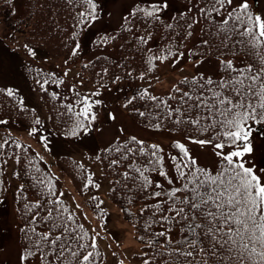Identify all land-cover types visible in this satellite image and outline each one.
Here are the masks:
<instances>
[{"label":"snow or ice","instance_id":"snow-or-ice-1","mask_svg":"<svg viewBox=\"0 0 264 264\" xmlns=\"http://www.w3.org/2000/svg\"><path fill=\"white\" fill-rule=\"evenodd\" d=\"M65 3L73 20L66 67L62 75L41 69L34 77L53 102L55 116L42 119L18 89L0 88L18 113L27 115V136L45 152H51L54 134L80 140L103 132L97 109L105 106L103 90L111 91L107 66L94 73L87 91L81 90L85 80L79 71L66 84L69 61L75 63L83 52L79 37L100 13L97 0ZM169 7L168 0H133L122 17L120 32L130 34L121 37L123 60L139 55V70L97 57L125 73H113L112 84L131 79L146 85L121 106L139 118L142 131L169 134L167 150L151 136L119 129L123 139L117 135L87 154L90 163L83 158L72 162L78 194L85 197L81 203L59 187L51 165L47 170L40 166L47 163L44 156L14 136L10 120L0 118L5 133L0 136V177L11 161V175L29 178L35 190L33 199L24 195V184L16 190L17 203L22 202L17 212L24 220L19 264H108L101 241H109L105 248L111 249L113 264H125L126 254L115 250L123 246L107 228L111 213L98 194L105 181L110 198L121 194L120 212L130 217L133 237L141 244L134 254L138 264H264V166L252 158L255 137L264 138V17L253 14L248 0H185V10L165 20ZM117 35L105 34L92 43L103 48ZM22 48L28 57H37L29 44ZM81 64L84 70L95 67L92 60ZM162 68L179 75L166 93H157L152 81L160 82ZM50 86L67 92H50ZM106 118L114 122L118 116L108 111ZM45 120L52 122L51 129ZM197 152L211 155L213 164H201ZM5 191L0 179V193Z\"/></svg>","mask_w":264,"mask_h":264},{"label":"rangeland","instance_id":"rangeland-1","mask_svg":"<svg viewBox=\"0 0 264 264\" xmlns=\"http://www.w3.org/2000/svg\"><path fill=\"white\" fill-rule=\"evenodd\" d=\"M103 5L104 10L107 9V13L102 15L100 19L92 26V32L97 30L106 29L109 27L118 26L122 21V15L125 10L133 5V0H100ZM239 2V0H237ZM249 3L253 4L259 15L264 17V0H248ZM171 5L175 8H185L183 3L179 6L175 4L172 0ZM173 10V8H172ZM25 44L24 33L18 32L15 35H10L8 27L0 16V84L6 87H12L18 89V95L22 96L26 104L34 106L42 119L46 118L48 110L44 103L42 102L39 93L32 87L30 78L27 76L23 69L24 63H32L36 65H41L46 68L58 71L62 74V69L66 67L64 65V57H54L48 54L45 50L35 49L37 51V57L35 59L28 57L22 45ZM190 46V45H189ZM93 47V46H92ZM94 54L99 53H110L117 54V49L114 45H107L106 47H94L92 48ZM86 59H81L77 63L69 62L72 68V73L69 77H66L67 82H72L73 75L79 71V64L81 61H86ZM183 67V64H181ZM190 71V67L186 69ZM179 73L169 72L168 69L162 68L160 73V82L153 79V85L157 93H166L170 82L175 80ZM85 86L82 88L84 91L92 88V83L88 81L85 77ZM146 86L143 82H126L120 81L116 84H111L109 87L111 91L103 90V100L104 105L97 109L99 113V120L97 126L103 129L101 133H92L89 136H84L80 140L65 139L64 137L54 134L50 137L51 152L43 151L42 147L36 142V140L27 136L25 131V125L21 123L10 120V127L12 132L17 137L30 143L41 155L44 156L45 160L51 165V169L60 177L62 184V190L67 194L75 196L77 201L83 203L85 197L80 196L79 191L73 186V183L68 176V174L62 169L59 162L60 155L67 153L73 155L80 160L85 159V163H90L87 161L86 156L90 154L94 149L99 146L108 144L117 135H123L119 132V129H127L129 133L136 132L138 135L151 136L152 141H159L163 145L167 146L169 140L166 138L169 134H158L151 132H144L141 130V125L137 123L127 112L126 109L122 108L123 98L132 93V89L135 87ZM121 89H123L121 91ZM113 111L117 114V121H109L106 118L107 112ZM46 127H48V121L45 120ZM3 132L0 129V133ZM254 144V155L253 159L258 165L264 166V138L257 135L253 141ZM198 156L201 164H213V157L207 153L197 152L194 153ZM8 170V189L6 193V198L3 203L0 204V264H19L18 254L20 251L19 243V220L15 213V199L16 190L19 185V180L17 177L11 175L13 168L12 162L9 161L7 166ZM97 175H102L97 173ZM107 192V182L98 194H101L102 199L105 200V207L109 210L111 215L108 218L107 228L116 236V241L122 244V248L115 249V242L113 241V248L118 252H123L126 254L127 259L125 262L127 264H138V261L134 258V254L137 253L141 244L137 242L133 233L135 232L132 228L131 223L123 216L120 212V207L115 205L106 194ZM89 216H92V212L89 209ZM97 223L96 220L92 221L93 226ZM104 233L101 232V235ZM109 241H101V246L104 251L109 253L108 264H113L115 258L111 257V249L105 248V244ZM123 258V257H122Z\"/></svg>","mask_w":264,"mask_h":264},{"label":"trees","instance_id":"trees-1","mask_svg":"<svg viewBox=\"0 0 264 264\" xmlns=\"http://www.w3.org/2000/svg\"><path fill=\"white\" fill-rule=\"evenodd\" d=\"M181 1L185 3V0H181ZM250 9L252 10L253 14H255V12L251 7ZM98 11L100 13V5ZM71 12H72L71 6L67 5L65 3V0H18V2L17 0H13L12 3H9L8 0H0V14L12 32H18V31L24 32L25 41L27 44H29V46L40 47L41 49L45 50L52 56L65 57L66 59L68 56V48L65 47V44H68L69 46H72L73 44V42L68 39L69 33L72 31L69 25L73 23ZM177 12L178 10L170 12V10L167 9L163 13V18L167 20L170 15L176 14ZM137 27H140V25H137ZM86 31L81 33L79 37L82 48H83V40ZM117 33H118L117 39L109 44L117 45L119 47V45L123 43L121 37L130 38L129 33L120 32V26L118 28H109L106 31L97 34L94 40H97L99 36L105 34H117ZM159 35L160 32L156 31L155 36H159ZM130 47L131 45H125V49H130ZM118 49L119 50L117 51L116 56L109 54H99L91 57L89 60L93 61L95 67L90 66L89 69L84 70L81 65V73L85 75L87 79L92 81L94 73L96 71H99L101 69V66H107L109 67V74L108 77H105V80L108 82V84L111 83V77L113 73L120 74L122 76L125 74L123 70L117 68L115 64H107L103 59L98 60L97 57H101V58L108 57L111 61H115L116 63H125L127 65H130L132 68H137L139 70V62H140L139 55H136V58L132 59V55L129 54L128 60L125 61L123 60L124 53H122L120 47ZM79 58H73V60L76 61ZM29 68H31V71L28 70ZM41 69L45 73L55 72L40 66H30L27 68V73L29 77L32 79L34 88L39 90L45 104L47 105L50 111V114L53 115L54 117L55 113L51 111V109L54 106L53 102L50 101L49 97L46 94L40 91L39 86L36 84L34 79L36 73ZM123 80H131V79H123ZM2 87L3 86H0V88ZM49 91L50 92L60 91L63 94L67 92V89L64 87L60 89H56L55 86H50ZM46 101L48 102L46 103ZM13 103L14 102L12 100L0 94V118H8L14 121H20L27 125L29 123L27 115L18 113L17 109L13 107ZM55 103H59V101H56ZM140 103L141 105L143 104V102L140 101L137 102V106H140ZM27 107L32 108L28 105ZM141 110L144 109L142 108ZM136 118L139 120L138 117ZM60 160H61L60 161L61 165L71 177L74 186L76 187L77 190H79L80 182L78 179L75 178V172L72 164L73 161H79V160L71 155H63L60 158ZM40 166L45 170H47V166H48L47 164L42 162ZM0 179H3L6 186L8 187L7 171L3 177H0ZM18 179L20 180L21 184H24L25 186L26 191L24 192V195H26L29 199H33L35 190L31 187V180L27 177L18 178ZM58 185L60 187L59 181H58ZM5 194L6 191L0 193V200L4 199ZM116 197L117 198L115 200L112 198L110 199L118 206H121V203L123 202L120 198L121 194H116ZM21 206H22V202L21 204H18L16 197V216L17 219L19 220V228L24 225V220L21 216V213L17 212V208ZM138 208H139V204L133 207L132 211L135 212ZM124 217L128 221H130L129 216L124 215ZM19 236H20V244H21L23 240V234L19 232Z\"/></svg>","mask_w":264,"mask_h":264}]
</instances>
